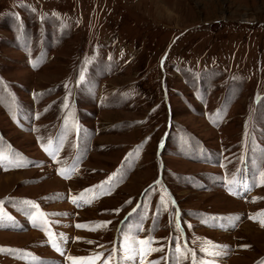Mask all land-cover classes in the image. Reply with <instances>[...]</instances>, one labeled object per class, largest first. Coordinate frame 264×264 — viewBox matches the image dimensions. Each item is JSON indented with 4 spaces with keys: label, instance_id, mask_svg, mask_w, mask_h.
I'll return each instance as SVG.
<instances>
[{
    "label": "rangeland",
    "instance_id": "rangeland-1",
    "mask_svg": "<svg viewBox=\"0 0 264 264\" xmlns=\"http://www.w3.org/2000/svg\"><path fill=\"white\" fill-rule=\"evenodd\" d=\"M0 162V264H264V0H0Z\"/></svg>",
    "mask_w": 264,
    "mask_h": 264
},
{
    "label": "snow or ice",
    "instance_id": "snow-or-ice-1",
    "mask_svg": "<svg viewBox=\"0 0 264 264\" xmlns=\"http://www.w3.org/2000/svg\"><path fill=\"white\" fill-rule=\"evenodd\" d=\"M53 155H54V153H53ZM0 166H2V162H0ZM119 178H122V175L118 176L117 174H114L113 176H110L108 181H106L104 183L110 186L111 182H113L114 180H118ZM22 203L25 204V205H30L31 204V202H28V201H24ZM33 207H34V205H33ZM30 216H31L32 219H35V215L34 214H30ZM3 223H4V214L2 212H0V225H2ZM107 223H109V222H103V223L100 224V226L103 227ZM76 226L77 227H83V225H80V224H77ZM182 232H183V230L181 229V233ZM61 239H63V237H61ZM171 239L176 240L177 242L179 241V238H177V237H171ZM136 243H138L141 246L150 245L152 243V240H151V238H146V239H141V240L137 241ZM124 247H125V251L127 253L123 257V259L125 261H132V264H135L136 256L139 255L141 257V264H143V258L147 254L143 247L137 249V247L131 242V238H129V243H127ZM215 247L216 246H214V248ZM223 247L224 246H219L220 250H216V251H213L211 253H206V255H214V256L215 255H222L223 254V251H222ZM150 250L151 251H157V250H162V249H150ZM0 251H2V250H0ZM201 251H204V250L201 249ZM194 264H195V262H194ZM201 264H206V262L202 261Z\"/></svg>",
    "mask_w": 264,
    "mask_h": 264
}]
</instances>
